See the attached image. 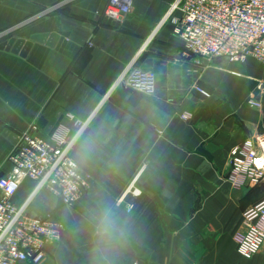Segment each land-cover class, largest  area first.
<instances>
[{"label":"crops","instance_id":"1","mask_svg":"<svg viewBox=\"0 0 264 264\" xmlns=\"http://www.w3.org/2000/svg\"><path fill=\"white\" fill-rule=\"evenodd\" d=\"M176 1L136 0L111 21L108 0H0V44L45 37L23 57L0 49V177L30 126L47 138L89 121L74 150L89 195L64 206L24 180L13 197L28 201L30 216L53 215L66 227L42 264H90L101 207L124 228L113 264H264V252L237 253L242 212L264 198L262 183L236 190L226 180L230 150L264 131V97L260 108L248 103L261 68L185 57L174 35L181 13L168 15ZM132 62L155 73L154 94L115 86Z\"/></svg>","mask_w":264,"mask_h":264},{"label":"built area","instance_id":"2","mask_svg":"<svg viewBox=\"0 0 264 264\" xmlns=\"http://www.w3.org/2000/svg\"><path fill=\"white\" fill-rule=\"evenodd\" d=\"M136 0H108L104 16L122 21ZM181 13L174 35L182 43L185 57L196 64L226 59L235 63L253 60L261 68L257 80L258 96L249 105L260 108L264 97V0H177L168 15ZM115 86L152 95L156 91L153 71L132 62L118 76ZM203 96L207 93L199 87ZM186 120L189 115H182ZM88 120L74 119L72 134L58 127L47 138L30 126L18 136L15 149L8 156L10 172L0 177V264H42L46 247L60 240L65 225L53 215L32 217L28 201L13 203L24 180L35 183L34 193L45 190L64 206H73L91 191V177L74 157L77 141L86 130ZM226 180L232 189L264 182V131L233 147L228 155ZM133 205L126 206L130 213ZM242 219L246 229L237 245V253L251 259L264 252V199L245 209Z\"/></svg>","mask_w":264,"mask_h":264},{"label":"clouds","instance_id":"3","mask_svg":"<svg viewBox=\"0 0 264 264\" xmlns=\"http://www.w3.org/2000/svg\"><path fill=\"white\" fill-rule=\"evenodd\" d=\"M94 230L90 248V264H113L124 228L110 207H101L93 216Z\"/></svg>","mask_w":264,"mask_h":264},{"label":"water","instance_id":"4","mask_svg":"<svg viewBox=\"0 0 264 264\" xmlns=\"http://www.w3.org/2000/svg\"><path fill=\"white\" fill-rule=\"evenodd\" d=\"M44 36H33L29 41L23 39H14L11 38L7 42L0 44V49L5 51H10L13 54L20 55L21 57L25 56L27 51L31 48L34 42L42 43L44 41Z\"/></svg>","mask_w":264,"mask_h":264},{"label":"rangeland","instance_id":"5","mask_svg":"<svg viewBox=\"0 0 264 264\" xmlns=\"http://www.w3.org/2000/svg\"><path fill=\"white\" fill-rule=\"evenodd\" d=\"M251 71V69L249 70V68L248 67H246V72L248 73V72H250ZM253 72V71H252ZM260 195L262 196V195H264V182L262 183V186H261V189H260Z\"/></svg>","mask_w":264,"mask_h":264},{"label":"trees","instance_id":"6","mask_svg":"<svg viewBox=\"0 0 264 264\" xmlns=\"http://www.w3.org/2000/svg\"><path fill=\"white\" fill-rule=\"evenodd\" d=\"M263 199H264V198H263ZM263 199H262V200H263ZM259 202H260V201H259Z\"/></svg>","mask_w":264,"mask_h":264}]
</instances>
